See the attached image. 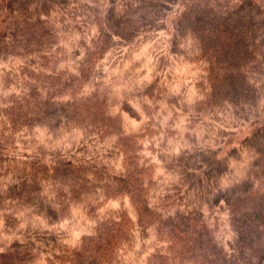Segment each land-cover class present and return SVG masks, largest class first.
Returning <instances> with one entry per match:
<instances>
[{
    "label": "trees",
    "instance_id": "trees-1",
    "mask_svg": "<svg viewBox=\"0 0 264 264\" xmlns=\"http://www.w3.org/2000/svg\"><path fill=\"white\" fill-rule=\"evenodd\" d=\"M175 10L171 54L202 67L199 99L182 108L189 129L218 125L220 133L215 145L190 133L184 147L159 145L175 184L155 200L157 165L143 150L159 131L156 110L144 105L148 125L129 132L124 113L137 112L126 102L113 114L97 77L114 49L166 30ZM0 26V62L9 65L0 264H127L137 237L153 242L146 264H264V0H7ZM137 96L157 103L168 94L156 81ZM230 123L251 129L221 155ZM126 201L136 219L125 208L104 212ZM81 206L93 230L72 246L51 228ZM217 208L228 217V242L206 216Z\"/></svg>",
    "mask_w": 264,
    "mask_h": 264
},
{
    "label": "rangeland",
    "instance_id": "rangeland-1",
    "mask_svg": "<svg viewBox=\"0 0 264 264\" xmlns=\"http://www.w3.org/2000/svg\"><path fill=\"white\" fill-rule=\"evenodd\" d=\"M6 2L7 0H0V11ZM175 15L176 10L170 14L166 30L142 35L135 43L114 49L100 65L99 76L97 77L98 85L109 95L113 114L122 113L126 102L137 112L138 116L136 118L132 114L124 113L129 132H142L148 125L149 119L143 112L144 105H147L151 110H156L154 114L155 129L159 131H157L155 141L146 142L143 150V153L157 165L158 187L155 192V200L163 199L170 193L172 186L175 184V178L166 173L159 160L160 149L158 147L166 139L173 145L174 148L172 149L174 150L189 144L186 136L188 133L192 134L193 131L189 129L191 114L184 113L182 108L191 110L189 106L199 99L197 83L202 78L201 66L171 54L172 20ZM1 30L0 26V32ZM3 69L8 70L9 65L0 62V96L3 85ZM156 81H159L168 96L157 103L139 100L137 98L138 93H141ZM5 94H8V92L5 91ZM173 97L180 99L179 103H176L178 105L170 102L169 98ZM203 126L199 124L198 131L192 136L201 143L202 137L208 135V141L215 145L217 143L216 139L219 138L220 132L217 131L220 127L217 125L212 129ZM225 126L230 130V133H227L228 136L223 138L225 143L221 146V155H226L230 148L237 147L251 129L250 125L244 124L230 123ZM224 129V127H221V130ZM169 132H173V134L170 133L172 137L168 136L167 133ZM44 133L43 131H36L35 135H38V139H41ZM223 139L220 138L219 142ZM240 170L241 168L237 169V174L240 173ZM120 208H125L136 219V214L128 201L124 202L123 205L120 202L110 203L104 209V212ZM205 212L214 233L224 241L232 240L233 234L225 211L217 208L214 211L208 209ZM51 230L59 233L66 243L76 246L84 236L92 232L93 222L88 215L87 208L81 206L74 209L73 216L69 221L51 228ZM152 243L151 240L142 241L137 237L134 249L124 257L126 263L146 264V257L150 253Z\"/></svg>",
    "mask_w": 264,
    "mask_h": 264
}]
</instances>
